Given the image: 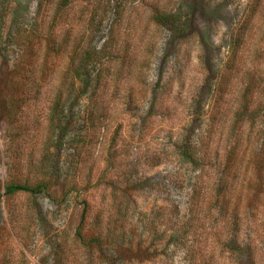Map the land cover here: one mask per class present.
I'll use <instances>...</instances> for the list:
<instances>
[{"label":"rangeland","instance_id":"obj_1","mask_svg":"<svg viewBox=\"0 0 264 264\" xmlns=\"http://www.w3.org/2000/svg\"><path fill=\"white\" fill-rule=\"evenodd\" d=\"M139 1L131 0L129 16L148 13L137 9ZM178 1L190 9L186 33L160 29L153 53L133 56V76L136 71L141 76L131 82L132 104L130 72L119 83L107 77L110 91L118 88L120 94L99 127L87 115L92 88L81 89L78 82L53 112L63 61L42 88L23 86V50L15 37L34 26L39 0H0V192L16 158L32 156L40 167L50 146L49 158L58 157L62 170L58 193L72 181L82 186L92 181L79 198L93 209L83 234L85 241L101 240L75 239L78 210L72 199L54 205L40 196L36 207L27 199L13 207L2 200L0 264H264V187L239 212L216 203L195 207L197 171L180 156L185 139L203 138L214 124L213 87L235 36L253 27L264 42V0ZM114 5L112 0L98 10L93 0H73L65 26L77 29L91 19L89 35L92 30L100 47L116 22ZM26 92L30 109L16 116L10 104ZM223 134L218 128L206 151H224Z\"/></svg>","mask_w":264,"mask_h":264},{"label":"trees","instance_id":"obj_2","mask_svg":"<svg viewBox=\"0 0 264 264\" xmlns=\"http://www.w3.org/2000/svg\"><path fill=\"white\" fill-rule=\"evenodd\" d=\"M113 1L116 22L108 31V40L100 47L92 41V30L89 35L93 26L91 19L77 29L65 26L66 11L73 0H39L34 26L18 32L15 37L23 50V86L30 90L42 88L47 78L54 75L56 62L63 61L53 112H58L67 93L77 89L75 85L78 82L81 89L84 86L92 88L87 115L99 127L111 106L118 102L120 94L118 88L110 91L107 77L111 75L112 82L119 83L122 82L121 77L125 81L130 72L132 104L134 93L131 82L141 76L140 71L133 76L136 62L133 56L137 57L138 52L143 56L149 52L152 54L160 29H166L172 35L184 34L190 22L189 7L178 0L177 6L175 0H140L137 9L149 10L148 13L140 11V17L131 12L129 16L126 12L132 4L131 0ZM111 3L112 0H93L98 10L99 6H110ZM261 38L259 29L253 27L235 36L230 56L213 87L216 99L210 116L214 124L212 122V128L204 132L203 138L185 139L187 146L180 156L197 171L192 202L195 207H199V203H216L232 205L234 211L239 212L243 204L252 202L250 198L259 197L258 192L264 187V70L260 68L264 62V42ZM250 52L253 54L249 55ZM29 94L26 92V97L13 100L10 112L14 111L17 116L29 110ZM218 128L224 132V151H206L211 148ZM96 134L93 129L91 136ZM52 141L53 138H50L49 142ZM47 149L42 155L46 158L40 167L32 156L23 155L13 161L8 169L4 191L0 192V202L4 200L11 206L18 199H27L29 206L36 207L35 200L40 196L54 205L72 199L78 210L75 239L83 244H99L101 240L98 236L85 241L83 229L93 216V209L87 199L81 201L82 205L79 203L81 192L85 191L83 188L91 186L92 181L89 179L85 186L80 183L82 181H72L64 184L58 193L57 180L62 171L60 161L58 157L54 158V154L49 158L50 146ZM84 157L89 160V151ZM80 160L76 162L81 163ZM86 161L83 166L87 165Z\"/></svg>","mask_w":264,"mask_h":264}]
</instances>
